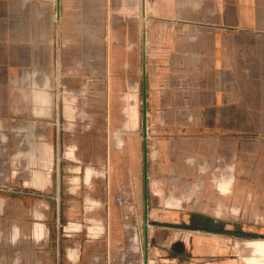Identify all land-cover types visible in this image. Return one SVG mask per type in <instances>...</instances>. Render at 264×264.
I'll list each match as a JSON object with an SVG mask.
<instances>
[{"label":"crops","instance_id":"obj_1","mask_svg":"<svg viewBox=\"0 0 264 264\" xmlns=\"http://www.w3.org/2000/svg\"><path fill=\"white\" fill-rule=\"evenodd\" d=\"M144 119L166 197L187 191L215 221L238 171V188L264 183V0H0L6 264H45L52 247L56 260L63 159L72 199L122 132L133 171L115 180L143 189ZM115 180L105 176L108 194Z\"/></svg>","mask_w":264,"mask_h":264},{"label":"rangeland","instance_id":"obj_2","mask_svg":"<svg viewBox=\"0 0 264 264\" xmlns=\"http://www.w3.org/2000/svg\"><path fill=\"white\" fill-rule=\"evenodd\" d=\"M95 103L94 109H100ZM137 104L139 109L141 103L137 101ZM123 136L122 132L111 135L117 145L115 156L109 164L99 157L89 170L94 179L86 185L80 183L82 191L72 199L64 189L71 172L63 159L61 173L67 181H63L59 227L54 214L50 217L51 243L56 237V260L53 261L52 247L50 258L46 254L45 264L143 263V189L133 195L126 182L115 180L133 171L127 155L129 139ZM155 161L151 156L147 162L151 184L147 193V256L152 260L147 264H264V252L253 245L264 242V207H251L256 194L264 199V183L250 187L244 182L238 188L236 183L245 175L238 171L233 187L221 190L222 211L214 221L213 216L197 212L193 204L197 198L192 200L185 195L187 191L179 190L181 196L166 197V181H158L162 190H155V174L166 172L162 161L157 164ZM107 174L115 180L111 181L109 194ZM0 242V264H6V239L0 236Z\"/></svg>","mask_w":264,"mask_h":264},{"label":"water","instance_id":"obj_3","mask_svg":"<svg viewBox=\"0 0 264 264\" xmlns=\"http://www.w3.org/2000/svg\"><path fill=\"white\" fill-rule=\"evenodd\" d=\"M143 109L145 111V104H143ZM142 136H143V234H144V257L143 262L147 263V230H148V194H147V124L144 119L143 128H142Z\"/></svg>","mask_w":264,"mask_h":264},{"label":"bare ground","instance_id":"obj_4","mask_svg":"<svg viewBox=\"0 0 264 264\" xmlns=\"http://www.w3.org/2000/svg\"><path fill=\"white\" fill-rule=\"evenodd\" d=\"M151 261H152L151 259H148L147 263H152ZM147 263L143 262L142 264H147Z\"/></svg>","mask_w":264,"mask_h":264}]
</instances>
